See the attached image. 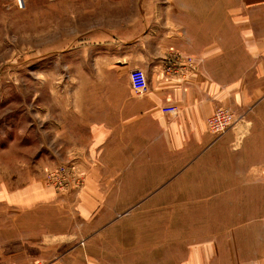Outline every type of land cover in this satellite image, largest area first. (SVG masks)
I'll return each mask as SVG.
<instances>
[{
  "label": "rangeland",
  "instance_id": "1",
  "mask_svg": "<svg viewBox=\"0 0 264 264\" xmlns=\"http://www.w3.org/2000/svg\"><path fill=\"white\" fill-rule=\"evenodd\" d=\"M187 1L196 7L190 17H204L207 29L219 31L204 41L207 53L221 49L218 73L237 74L246 85L241 91L264 99V0H177L175 12ZM27 51L18 30L0 31V264H264L253 254L260 248L231 245L229 210L213 198L212 184L198 197V183L177 182L181 176L151 189L148 182L102 181L98 158L86 164L83 152L65 147L71 139L82 146L85 131L63 136L53 126L70 102L102 87L73 85L69 79L79 81L82 72L66 70L65 60L49 70ZM175 58L174 75L192 66L191 57ZM219 110L234 122L214 133L208 120ZM241 120L221 105L205 127L220 138ZM245 235L239 234L252 244V231Z\"/></svg>",
  "mask_w": 264,
  "mask_h": 264
},
{
  "label": "crops",
  "instance_id": "2",
  "mask_svg": "<svg viewBox=\"0 0 264 264\" xmlns=\"http://www.w3.org/2000/svg\"><path fill=\"white\" fill-rule=\"evenodd\" d=\"M176 1L0 0V31L18 30L47 69H61L56 65L65 60L66 70L82 72L79 81L69 79L73 85L102 87L53 121L63 136L85 131L82 146L71 139L65 147L83 152L86 164L98 158L102 181L148 182L151 189L181 176L177 182L198 183V197L212 184L213 198L229 210L231 245L260 248L253 254L264 257V99L241 91L246 85L237 74L218 73L221 49L207 53L204 41L219 31L207 29L204 17H190L196 7L188 1L175 12ZM176 55L191 57L192 66L174 75ZM133 70L146 76L142 97L132 92ZM221 105L242 120L216 138L205 120ZM173 107L176 114L166 109ZM208 151L215 157L202 158ZM250 230L252 244L239 236Z\"/></svg>",
  "mask_w": 264,
  "mask_h": 264
},
{
  "label": "built area",
  "instance_id": "3",
  "mask_svg": "<svg viewBox=\"0 0 264 264\" xmlns=\"http://www.w3.org/2000/svg\"><path fill=\"white\" fill-rule=\"evenodd\" d=\"M22 2V0H20ZM132 92L136 95H144L148 91L146 76L141 70H133L129 74ZM234 120L227 112L219 110L208 120V125L214 133L227 130Z\"/></svg>",
  "mask_w": 264,
  "mask_h": 264
}]
</instances>
